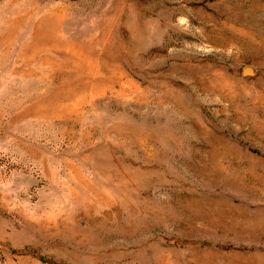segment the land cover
Masks as SVG:
<instances>
[{
	"label": "rangeland",
	"instance_id": "1",
	"mask_svg": "<svg viewBox=\"0 0 264 264\" xmlns=\"http://www.w3.org/2000/svg\"><path fill=\"white\" fill-rule=\"evenodd\" d=\"M0 264H264V0H0Z\"/></svg>",
	"mask_w": 264,
	"mask_h": 264
},
{
	"label": "water",
	"instance_id": "2",
	"mask_svg": "<svg viewBox=\"0 0 264 264\" xmlns=\"http://www.w3.org/2000/svg\"><path fill=\"white\" fill-rule=\"evenodd\" d=\"M243 75L247 77H253L256 75V70L251 67H245L243 70Z\"/></svg>",
	"mask_w": 264,
	"mask_h": 264
}]
</instances>
